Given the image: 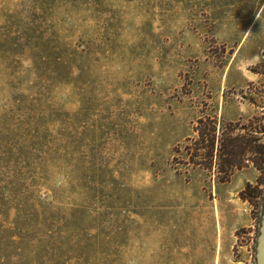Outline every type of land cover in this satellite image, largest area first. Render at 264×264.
Segmentation results:
<instances>
[{
  "label": "rangeland",
  "instance_id": "374dc122",
  "mask_svg": "<svg viewBox=\"0 0 264 264\" xmlns=\"http://www.w3.org/2000/svg\"><path fill=\"white\" fill-rule=\"evenodd\" d=\"M257 136L264 0H0V264H259Z\"/></svg>",
  "mask_w": 264,
  "mask_h": 264
},
{
  "label": "trees",
  "instance_id": "16d2710c",
  "mask_svg": "<svg viewBox=\"0 0 264 264\" xmlns=\"http://www.w3.org/2000/svg\"><path fill=\"white\" fill-rule=\"evenodd\" d=\"M202 124L203 121L201 120L200 121L201 128H199V133H200L199 137L203 143L204 142L208 143L209 151L207 153L206 158L209 159V163H212V159L213 158L215 159V157L217 158L218 156L221 162H226L228 164L227 166L219 167L218 170L216 171L219 174L224 173V175L220 177L221 181H227L229 176L232 174L233 169L243 168V162H244V156L242 155L243 148L239 151L238 150L239 146L235 145L237 142L236 140H238V138L231 137L233 131L223 132L224 138H221L220 145L218 147L217 142H219L220 138L216 135V125L215 124L211 125L209 129L205 126L204 129H202ZM210 131L213 133L211 134ZM252 142H254L253 147L251 146ZM244 148L246 150L247 149L253 150L261 158H264V143H260V139L258 138V136L255 137V139L252 138L250 142L248 141L247 144H245ZM209 167H211V165ZM251 187H252L251 185H247V189ZM241 194H242L241 196H244V192Z\"/></svg>",
  "mask_w": 264,
  "mask_h": 264
},
{
  "label": "water",
  "instance_id": "95a60500",
  "mask_svg": "<svg viewBox=\"0 0 264 264\" xmlns=\"http://www.w3.org/2000/svg\"><path fill=\"white\" fill-rule=\"evenodd\" d=\"M257 259L259 264H264V223L262 228V236L259 241Z\"/></svg>",
  "mask_w": 264,
  "mask_h": 264
}]
</instances>
